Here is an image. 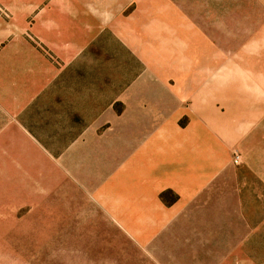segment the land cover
<instances>
[{
  "label": "rangeland",
  "instance_id": "rangeland-1",
  "mask_svg": "<svg viewBox=\"0 0 264 264\" xmlns=\"http://www.w3.org/2000/svg\"><path fill=\"white\" fill-rule=\"evenodd\" d=\"M79 1L103 31L77 86L52 89L18 120L0 109V264H264L262 187L244 192L248 223L230 254V241L211 249L184 225L151 242L119 223L115 180L124 137L152 130L134 110L136 87L177 102L222 87L264 110V0Z\"/></svg>",
  "mask_w": 264,
  "mask_h": 264
},
{
  "label": "crops",
  "instance_id": "crops-1",
  "mask_svg": "<svg viewBox=\"0 0 264 264\" xmlns=\"http://www.w3.org/2000/svg\"><path fill=\"white\" fill-rule=\"evenodd\" d=\"M81 3L0 0L8 12L0 14V109L11 119L52 89L77 86L80 60L103 31L94 8ZM134 91V110L152 130L124 137L115 178L118 222L138 225L151 242L184 225L211 249L230 241L232 254L239 224L248 223L244 192L264 191V110L222 87L189 92L179 98L185 107L151 86ZM102 151L110 156L109 146Z\"/></svg>",
  "mask_w": 264,
  "mask_h": 264
},
{
  "label": "built area",
  "instance_id": "built-area-1",
  "mask_svg": "<svg viewBox=\"0 0 264 264\" xmlns=\"http://www.w3.org/2000/svg\"><path fill=\"white\" fill-rule=\"evenodd\" d=\"M240 161H241L240 155L235 154V155H234V158H233V162H234V164H235V165H239V164H240Z\"/></svg>",
  "mask_w": 264,
  "mask_h": 264
}]
</instances>
